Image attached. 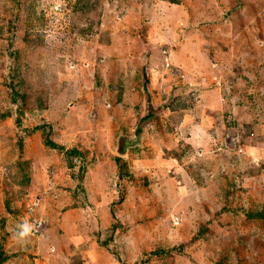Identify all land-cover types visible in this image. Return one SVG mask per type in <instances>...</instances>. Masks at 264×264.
Masks as SVG:
<instances>
[{"label": "rangeland", "instance_id": "rangeland-1", "mask_svg": "<svg viewBox=\"0 0 264 264\" xmlns=\"http://www.w3.org/2000/svg\"><path fill=\"white\" fill-rule=\"evenodd\" d=\"M0 264H264V0H0Z\"/></svg>", "mask_w": 264, "mask_h": 264}, {"label": "water", "instance_id": "water-1", "mask_svg": "<svg viewBox=\"0 0 264 264\" xmlns=\"http://www.w3.org/2000/svg\"><path fill=\"white\" fill-rule=\"evenodd\" d=\"M159 112L149 113L147 116H145L140 123V132L136 135V137L133 140L126 141L125 143V151L128 149V147L138 145L142 142V135L144 132L145 125L148 124L152 118Z\"/></svg>", "mask_w": 264, "mask_h": 264}, {"label": "trees", "instance_id": "trees-1", "mask_svg": "<svg viewBox=\"0 0 264 264\" xmlns=\"http://www.w3.org/2000/svg\"><path fill=\"white\" fill-rule=\"evenodd\" d=\"M48 143H50L51 145L55 144L54 146H56V143H53L51 140L48 141ZM121 147L119 148L120 149V153L124 152L125 151V143L121 144L120 145Z\"/></svg>", "mask_w": 264, "mask_h": 264}]
</instances>
